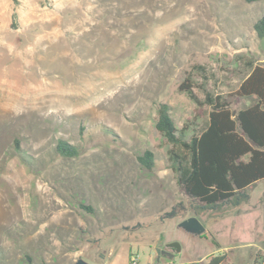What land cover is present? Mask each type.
I'll use <instances>...</instances> for the list:
<instances>
[{
  "label": "rangeland",
  "instance_id": "rangeland-1",
  "mask_svg": "<svg viewBox=\"0 0 264 264\" xmlns=\"http://www.w3.org/2000/svg\"><path fill=\"white\" fill-rule=\"evenodd\" d=\"M263 13L264 0H0V264H206L218 253L264 264V180L247 203L199 212L202 233L185 231L195 210L155 129L167 103L193 133L183 79L198 97L227 96L247 60L264 61L252 27ZM57 139L78 154L61 155ZM146 149L152 169L136 160ZM171 241L178 252L155 251Z\"/></svg>",
  "mask_w": 264,
  "mask_h": 264
},
{
  "label": "trees",
  "instance_id": "trees-1",
  "mask_svg": "<svg viewBox=\"0 0 264 264\" xmlns=\"http://www.w3.org/2000/svg\"><path fill=\"white\" fill-rule=\"evenodd\" d=\"M252 27L264 47V13ZM245 67L247 73L227 96L202 89L201 98L193 91L194 84L189 78L179 83L178 89L197 107L199 122L189 137L184 128L175 126L169 105L158 104L155 129L170 145L167 165L175 174L180 191L195 210L194 216L201 211H221L247 203L251 186L264 180V61L247 60ZM228 96L251 101L233 108ZM14 144L17 146L16 140ZM55 149L67 157L78 154L76 145L62 139H57ZM136 160L145 169H152L155 165L154 154L148 149L137 155ZM82 207L92 211L90 206ZM174 214L175 208H171L163 217ZM25 257L26 264H38L31 256ZM224 261L233 264L226 253L211 256L206 264H222Z\"/></svg>",
  "mask_w": 264,
  "mask_h": 264
},
{
  "label": "water",
  "instance_id": "water-1",
  "mask_svg": "<svg viewBox=\"0 0 264 264\" xmlns=\"http://www.w3.org/2000/svg\"><path fill=\"white\" fill-rule=\"evenodd\" d=\"M232 114H235V110L232 111ZM178 226L181 227L182 229H184L185 231H188L190 233L193 234H200L205 230V227L203 226V224L199 221V219L196 216H189L185 219H183L182 221H180L178 223ZM167 247H173L175 249L176 252H178L181 248V245L178 241H171L166 243ZM155 251L157 253H159L161 251L160 248H156ZM167 254H172V253H168ZM74 264H90L88 262H86L85 260H83L81 257H79Z\"/></svg>",
  "mask_w": 264,
  "mask_h": 264
},
{
  "label": "flooded vegetation",
  "instance_id": "flooded-vegetation-1",
  "mask_svg": "<svg viewBox=\"0 0 264 264\" xmlns=\"http://www.w3.org/2000/svg\"><path fill=\"white\" fill-rule=\"evenodd\" d=\"M167 243H168V242H167ZM169 248H173V247H167V246H166V243H165V246L162 247V248H160V249H161L160 253H161V254H165V255H168L166 252H168V253H173V252H170V251L167 250V249H169Z\"/></svg>",
  "mask_w": 264,
  "mask_h": 264
}]
</instances>
